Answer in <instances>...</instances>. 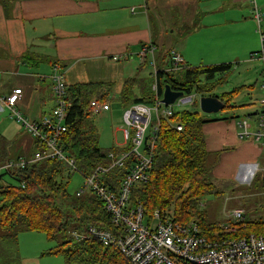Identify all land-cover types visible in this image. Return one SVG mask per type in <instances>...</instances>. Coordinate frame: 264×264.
<instances>
[{
	"label": "crops",
	"instance_id": "obj_1",
	"mask_svg": "<svg viewBox=\"0 0 264 264\" xmlns=\"http://www.w3.org/2000/svg\"><path fill=\"white\" fill-rule=\"evenodd\" d=\"M11 6L4 13L0 5V96L21 88L18 108L29 120L39 119L54 105L50 83L41 77L51 73V62L60 64L67 84L111 83L110 99L114 100L126 78L151 74L146 70L149 57L138 54L144 44L153 45L156 56L177 51L185 66L230 64L231 72L240 68L241 75L252 72L249 64L258 66L263 96L262 62L250 55L260 51L264 0H255L261 14L258 21L251 0H13ZM229 75L230 71L216 77L215 87L222 86ZM251 87L238 84L229 91L210 92L236 91L231 107L222 109L224 116H203L208 121L202 126L206 149L217 153L212 172L220 189L258 183L264 189L260 171L264 147L237 136V121L247 118L251 129L262 111L260 101L258 109L234 102ZM107 112L113 118L111 103ZM0 133L13 142L15 156L29 155L33 139L17 122L12 133L5 126ZM45 249L35 252L33 264H65L59 256H41Z\"/></svg>",
	"mask_w": 264,
	"mask_h": 264
},
{
	"label": "trees",
	"instance_id": "obj_2",
	"mask_svg": "<svg viewBox=\"0 0 264 264\" xmlns=\"http://www.w3.org/2000/svg\"><path fill=\"white\" fill-rule=\"evenodd\" d=\"M12 3L13 0H0L4 13ZM155 63V78L151 72L145 77H129L123 81L114 99L123 109L134 103L151 104L154 81L159 94L168 84L173 90L184 93L210 95L218 81L216 77L231 70L230 64H214L188 66L180 72L166 71L165 55H157ZM175 72L180 74L174 76ZM111 87L108 82L67 84L69 108L62 146L83 173H90L97 165L105 163L107 153L120 150L115 146L108 150L100 147L95 118L87 108L93 98L100 102L114 101L110 99ZM235 92L213 95L224 103L223 108H227L231 107L229 104ZM205 122L208 121L198 111L185 109H175L171 117L159 120L149 179L133 186L131 201L141 203L147 215L157 210L162 216L180 223L194 221L200 234L208 239L215 235L238 238L253 232L264 236V220L248 221L243 215V220L233 222L234 231L227 234H223L222 224L204 220L200 209L202 200L223 192L214 183L212 171L217 153L206 149L202 131ZM175 125H180L181 130ZM33 142L28 157L41 151L37 142ZM12 143L0 133V166L17 157ZM125 171V167L116 168L107 175V180L113 179L117 183ZM70 175L65 163L54 158L32 162L10 174L0 175V231L6 232L0 234V264H12L7 258H14L13 264H20L17 250L20 232L43 234L47 241L56 245L43 250L40 255L60 256L65 264H129L116 247L85 236L89 226L111 228L109 215L93 194L76 195L77 190H68ZM76 234L83 237L80 239Z\"/></svg>",
	"mask_w": 264,
	"mask_h": 264
},
{
	"label": "built area",
	"instance_id": "obj_3",
	"mask_svg": "<svg viewBox=\"0 0 264 264\" xmlns=\"http://www.w3.org/2000/svg\"><path fill=\"white\" fill-rule=\"evenodd\" d=\"M251 2L254 5L253 16L258 21L261 14L255 6V0ZM156 53L151 44H145L138 51L141 57L148 56L151 59L154 78L157 73ZM112 58L116 60L117 56ZM250 59L261 60L264 73V34L260 35V51L251 54ZM165 62L166 71L184 68L182 57L175 50L165 56ZM51 69L50 74L41 77L47 78L50 83L54 105L39 119H27L18 108L23 94L21 88L15 87L8 95L0 96V107L37 142L41 150L36 151L32 157L21 156L6 161L0 166V175L4 172L10 174L14 169L48 158L64 162L70 173H78L83 178L76 195L93 194L109 215L111 228L89 226L85 236L103 245L116 247L129 264H264L263 235L250 233L238 238L215 235L214 238L208 239L200 234L194 221L180 223L173 218L162 216L157 210L147 215L141 203H133L130 199L133 186L149 179L159 120L171 117L175 107L183 109L194 105L197 101L195 92H183L172 104L164 105L161 101L162 92L158 93L157 83L154 81V98L151 104L134 103L122 111L123 126L120 130L126 146L118 147V152L107 153L105 163L97 165L90 173H83L77 168L74 158L62 146L69 108V102L66 101L67 83L59 63H53ZM262 90V111L254 127L249 128L247 118L239 119L237 136L239 140H252L264 147V81ZM87 108L93 116H98L110 110V102L92 99ZM175 128L181 130L180 125H175ZM123 167L126 171L117 183L113 179L107 180V175L112 170ZM260 171L264 182V168ZM231 217L234 223L241 221V209H234ZM234 223H223V234L234 231ZM76 236L80 239L83 237L77 234Z\"/></svg>",
	"mask_w": 264,
	"mask_h": 264
},
{
	"label": "rangeland",
	"instance_id": "obj_4",
	"mask_svg": "<svg viewBox=\"0 0 264 264\" xmlns=\"http://www.w3.org/2000/svg\"><path fill=\"white\" fill-rule=\"evenodd\" d=\"M191 66H195V65H191ZM249 66H252L253 68H251L252 72L248 73V75H243V74L241 75L242 71H240V68L237 71L231 72L230 70V75L228 76L229 78H227L226 82L221 81L222 86H219L217 88L214 87L212 91L213 92L215 91V93L218 94L223 91L232 90L233 87L238 86V84L252 85L251 88L244 89L241 94L237 95L234 102L238 105L242 104V105H246V107L254 106L256 109H258L259 101L262 98L261 90L259 88V85L262 80V73L260 72L261 68L260 67L258 68V66L254 67L253 64H249ZM186 67H188V65L186 66L184 65V68ZM146 70H149V72L150 71L153 72L150 58ZM179 72H175L173 75L174 76L178 75L180 74ZM151 91H152V87H151ZM201 96H203V92L202 93L197 92L196 104L187 106L183 109L188 111H198L205 118L206 117L212 118L214 116L220 117L225 115L226 111H223L222 109L213 113L202 112L199 107V97ZM111 105H112L113 118H110L108 112H104L98 116H94L95 118L94 122L98 130L99 145L104 150L110 149L112 145L113 146L116 145L117 147L126 146V143L123 139L122 131L118 130L123 126V123L121 121V114L123 108L115 100L111 102ZM175 109H179V108L175 107ZM153 120H154V116H153ZM13 123L14 121L10 120V118L7 115V112L4 109H0V128H2V126H5L8 130V133H12ZM114 128H117V130L114 131ZM15 132L16 130L14 131V133ZM113 139L115 141V145L113 143ZM82 182H83V178L78 173H71L70 179L67 184V188L69 191L75 192L81 187ZM255 183L256 181L254 182V185ZM221 190L223 191L222 193L213 196H207L202 200L203 205L200 209L203 213L204 220L207 223H215V224L233 223L231 213L234 209H241L243 215H245L244 216L245 219L248 221L264 220V189L262 184L258 183L254 187L248 186V184H244L241 185L239 189H221ZM244 217H242L241 220H243ZM4 233L6 232L0 231V234H4ZM55 245L56 244L54 242L47 241L44 235L41 233L20 232L18 234V249H17L20 264H33L32 261H34V255L36 251L45 248L47 249ZM59 259H61L60 256ZM14 260H15L14 258H7V261L11 262L12 264Z\"/></svg>",
	"mask_w": 264,
	"mask_h": 264
},
{
	"label": "water",
	"instance_id": "obj_5",
	"mask_svg": "<svg viewBox=\"0 0 264 264\" xmlns=\"http://www.w3.org/2000/svg\"><path fill=\"white\" fill-rule=\"evenodd\" d=\"M182 93L183 91L173 90L166 84L163 87L161 101L164 105H170L178 96H181ZM199 107L204 113H213L223 109L224 103L217 96L203 95L199 97Z\"/></svg>",
	"mask_w": 264,
	"mask_h": 264
}]
</instances>
